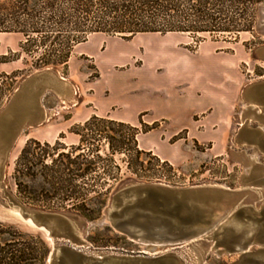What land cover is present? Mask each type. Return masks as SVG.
<instances>
[{
	"label": "rangeland",
	"instance_id": "rangeland-1",
	"mask_svg": "<svg viewBox=\"0 0 264 264\" xmlns=\"http://www.w3.org/2000/svg\"><path fill=\"white\" fill-rule=\"evenodd\" d=\"M176 3L188 13L198 7L196 1ZM232 5L203 2V10L209 9L210 14L221 11L212 20L203 16V26L211 23L231 29L252 25V31L171 33L175 45L192 55L208 48L233 57L237 61L233 74L238 78L232 129L222 150L212 154V143L200 145L190 140L194 159L175 164L138 145L142 134L163 131L165 122L148 125L141 120L128 125L135 128L134 134L128 126L99 117L90 120L96 117V107L107 101L105 90L97 95L105 80L93 59L77 54L78 45L84 43L78 41L93 27L109 30V24L130 18L134 23L144 20L158 26L170 19L138 17L143 14L138 0H84L82 9L77 0H0V28L4 31L0 32V63L11 64V69L0 74V125L5 113L14 118L17 100L37 107L36 113H22L21 119L31 126L21 130L0 162V205L50 229L52 221L45 217L68 219L73 235L54 234L57 246L67 244L96 259L144 258L140 253L149 254L152 249L110 226L108 208L128 188H146L156 196L171 191L216 190L222 198L207 204L217 214L240 211L264 221V0L258 6L248 2ZM193 20L181 19L185 23ZM98 34L102 42L134 37ZM152 34L160 39L170 33ZM97 36L89 34L86 41ZM140 63L135 59V64ZM48 69L52 84L44 79ZM61 78L65 82H60ZM48 135L55 140L48 143ZM167 141L170 146L187 142V131ZM202 153L203 159L198 158ZM212 234L187 242L170 254L179 258L177 264L239 262V255L207 250ZM51 250L52 244L43 234L0 211V264H46Z\"/></svg>",
	"mask_w": 264,
	"mask_h": 264
},
{
	"label": "crops",
	"instance_id": "crops-1",
	"mask_svg": "<svg viewBox=\"0 0 264 264\" xmlns=\"http://www.w3.org/2000/svg\"><path fill=\"white\" fill-rule=\"evenodd\" d=\"M157 35L143 33L128 41L105 42L97 36L78 45L77 54L93 59L105 80L97 95L105 90L107 101L96 107L94 115L132 126L141 120L148 125L165 122L163 131L142 134L138 145L170 163L194 159L190 140L212 143L210 152L219 153L233 124L237 61L208 48L192 55L175 45L171 38L175 34L160 35V39ZM135 59L141 63L135 64ZM10 67L0 63V74ZM181 131H187L188 141L170 146L167 139ZM45 140L50 143L55 137L48 135ZM198 158L203 159V153Z\"/></svg>",
	"mask_w": 264,
	"mask_h": 264
},
{
	"label": "water",
	"instance_id": "water-1",
	"mask_svg": "<svg viewBox=\"0 0 264 264\" xmlns=\"http://www.w3.org/2000/svg\"><path fill=\"white\" fill-rule=\"evenodd\" d=\"M48 72L49 69L45 71L47 75L44 79L52 84L54 78ZM59 81L65 82L63 78ZM14 106V118L11 119L8 112L2 116L0 162L10 153L21 130L31 126L21 119L22 113H36L37 110V107H27L18 100ZM221 198V193L216 190L171 191L156 196L152 190L134 187L120 193L108 208L110 226L130 240L152 247L149 254L140 253L144 258L96 259L73 246H57L54 234L73 235L72 224L68 219L62 216L45 217L52 221L50 229L37 224L32 218H26L21 212L16 215L1 205L0 211L7 218L51 239L52 250L46 264H177L179 258L170 254L171 250L209 233H213V236L207 250L217 255H239L241 259L236 264H264V221L240 211L230 215L217 214L207 203Z\"/></svg>",
	"mask_w": 264,
	"mask_h": 264
},
{
	"label": "trees",
	"instance_id": "trees-1",
	"mask_svg": "<svg viewBox=\"0 0 264 264\" xmlns=\"http://www.w3.org/2000/svg\"><path fill=\"white\" fill-rule=\"evenodd\" d=\"M83 1L84 0H77V6L79 9H82L83 7ZM139 4H141L143 9V14L139 15L140 18H151V17H161V18H168L170 19L165 21L164 23L154 26L153 23H147L143 21H140L138 23L132 22L131 18L128 20H124L123 22L116 23L113 25H108L109 30L102 29L101 27H93L92 30L86 36L81 38L78 43L85 42L86 37L89 34L94 33H102L107 35H120L123 36L125 39H129L137 34H143V33H160V34H166V33H196V34H204V33H210V32H227V33H239V32H250L252 31L253 26L252 25H245L241 28L239 27H233L231 26V29L223 28L217 25L213 24H204L203 26V16L204 18H209L210 20L213 19V16L216 14H220L221 11L214 12L212 14L208 13L210 10L207 9L206 11L203 10V2L204 4L208 5L209 2H216L217 5H226L227 3H230V7L232 4L237 3L240 4L241 2H248L251 5H260L263 0H182V3H188L191 1L198 2V7H192L190 8V13L187 12V9H181L183 5L175 4V1L177 0H138ZM233 7V5H232ZM206 8V7H205ZM194 19L192 22H183V20H189ZM180 19V20H179ZM174 21V22H173ZM2 28H0V32ZM7 32V31H5ZM67 61H64L66 63ZM99 118L92 117L90 120H97ZM105 121V119H102ZM109 121V120H106ZM111 123H117L113 121H109ZM121 126H128L127 124L123 123H117ZM128 128L131 129V131L136 134L135 128H131L128 126ZM133 144L136 145V139H132ZM137 153L140 151L138 149H135ZM3 250V249H2ZM6 250V249H4ZM3 250V251H4ZM6 253V252H5ZM6 255H10V253H6Z\"/></svg>",
	"mask_w": 264,
	"mask_h": 264
},
{
	"label": "bare ground",
	"instance_id": "bare-ground-1",
	"mask_svg": "<svg viewBox=\"0 0 264 264\" xmlns=\"http://www.w3.org/2000/svg\"><path fill=\"white\" fill-rule=\"evenodd\" d=\"M12 213L16 214V215H20L19 212L16 211H12ZM49 239V238H48ZM51 241V239H49Z\"/></svg>",
	"mask_w": 264,
	"mask_h": 264
},
{
	"label": "built area",
	"instance_id": "built-area-1",
	"mask_svg": "<svg viewBox=\"0 0 264 264\" xmlns=\"http://www.w3.org/2000/svg\"><path fill=\"white\" fill-rule=\"evenodd\" d=\"M217 161H220V160H217Z\"/></svg>",
	"mask_w": 264,
	"mask_h": 264
}]
</instances>
